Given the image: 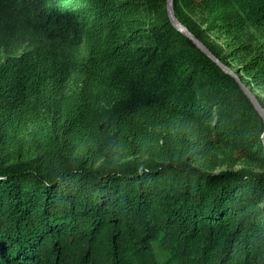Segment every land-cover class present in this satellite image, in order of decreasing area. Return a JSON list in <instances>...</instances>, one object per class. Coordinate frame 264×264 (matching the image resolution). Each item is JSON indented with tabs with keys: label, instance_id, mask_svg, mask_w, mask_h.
Instances as JSON below:
<instances>
[{
	"label": "trees",
	"instance_id": "obj_1",
	"mask_svg": "<svg viewBox=\"0 0 264 264\" xmlns=\"http://www.w3.org/2000/svg\"><path fill=\"white\" fill-rule=\"evenodd\" d=\"M174 6L264 88V0ZM263 133L167 0H0V264H264Z\"/></svg>",
	"mask_w": 264,
	"mask_h": 264
},
{
	"label": "water",
	"instance_id": "obj_2",
	"mask_svg": "<svg viewBox=\"0 0 264 264\" xmlns=\"http://www.w3.org/2000/svg\"><path fill=\"white\" fill-rule=\"evenodd\" d=\"M167 13L169 16V19L171 23L174 25L176 29L184 33L187 37H189L198 48H200L205 54H207L210 58H212L215 62H217L224 70L231 73L239 83L241 89L244 91L246 96L249 98L253 106L255 107L256 111L259 113V115L262 117L264 121V106L256 96V94L253 92V90L245 84L238 75L234 74L231 69L228 66L223 65L217 57L204 45V43L195 36L193 32L185 25L183 24L179 18L177 17L175 13V6H174V0H167ZM262 141L264 144V133L262 135Z\"/></svg>",
	"mask_w": 264,
	"mask_h": 264
},
{
	"label": "rangeland",
	"instance_id": "obj_3",
	"mask_svg": "<svg viewBox=\"0 0 264 264\" xmlns=\"http://www.w3.org/2000/svg\"><path fill=\"white\" fill-rule=\"evenodd\" d=\"M214 40H217L216 37L213 35L212 37ZM220 41H223V40H220ZM200 90L201 91H204L205 90V84H203L201 87H200ZM253 92L259 96L263 101H264V88H260V87H254V90ZM235 168H239V166H236Z\"/></svg>",
	"mask_w": 264,
	"mask_h": 264
}]
</instances>
